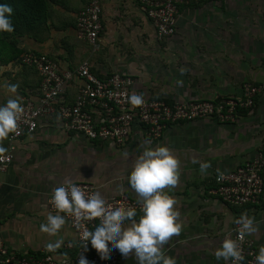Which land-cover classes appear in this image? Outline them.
Listing matches in <instances>:
<instances>
[{
    "label": "crops",
    "instance_id": "crops-1",
    "mask_svg": "<svg viewBox=\"0 0 264 264\" xmlns=\"http://www.w3.org/2000/svg\"><path fill=\"white\" fill-rule=\"evenodd\" d=\"M46 1L44 28L36 37L18 36L15 50L46 54L59 70H73L88 60L95 76L129 75L146 98L168 103L241 97L243 84L264 80V0H184L178 5L176 31L165 38L157 36L139 0H99L102 29L95 52L76 28V14L89 0ZM82 82L74 77L65 83V102L73 101ZM9 83L18 86V97L38 98L40 76L34 67L0 61V104L12 95L3 87ZM146 141L167 145L179 160L178 183L164 190L176 201L182 230L162 246L176 264H231L218 261L213 252L231 237L232 220L242 212L257 224L247 236L257 247L264 245V192L258 204L241 207L209 193L217 174L264 150V89L252 107L237 110L233 122L205 117L174 123L156 139L134 124L121 144L67 130L55 112L42 116L33 132L19 138L14 160L0 179V242L18 255L49 253L60 261L73 254L76 233L66 217L55 236L40 230L47 215L55 214L47 206L52 189L82 181L105 200L120 195L137 199L128 175ZM0 148L5 150L6 137ZM194 161H208L211 167L201 173ZM57 239L56 252L46 251L45 244ZM120 256L122 264H137L132 253Z\"/></svg>",
    "mask_w": 264,
    "mask_h": 264
},
{
    "label": "built area",
    "instance_id": "built-area-1",
    "mask_svg": "<svg viewBox=\"0 0 264 264\" xmlns=\"http://www.w3.org/2000/svg\"><path fill=\"white\" fill-rule=\"evenodd\" d=\"M184 0H139L140 7L151 20L159 38L173 35L176 31L178 5ZM76 28L79 36L90 45L91 51L99 49V34L101 24V4L99 0H89L76 14ZM20 62L34 67L40 76L39 94L36 100L30 97H19L22 112L17 121V128L6 137V148L0 153V179L14 160L17 142L24 134L33 132L42 116L55 112L64 128L80 133L91 140L111 139L121 144L128 136L134 124L140 126L144 134L150 138H158L170 124L191 121L195 119L214 117L222 122H233L237 110L250 108L255 96L264 89V80L259 84H243L241 97H224L220 99H203L190 102L168 103L160 98H146L134 86L131 76L119 72L111 73L103 78L95 76L89 70L88 60H83L73 70H59L56 62L43 53L27 50L20 56ZM74 77L83 82L72 102L62 98L65 83ZM137 92L142 94L143 102L132 106L128 96ZM264 150L245 160L233 170L216 175V186L209 193L218 195L221 200L234 206H249L258 204L264 192ZM88 194L94 191V186L88 182L74 181ZM61 185V184H60ZM47 197V206L55 212L54 206ZM110 205L120 203L125 207L139 210L137 199L124 195L106 200ZM65 215L71 228L76 233V248L73 254L60 261L51 254L18 255L7 250L0 242V264H77L82 254L89 264H122L118 250L100 257L91 244L87 250L82 247L80 233L92 229L98 219L81 221L77 227L71 215ZM231 238L237 239L241 248L243 260L240 264H256L255 255L258 247L247 235L238 236L237 226L231 230ZM66 248H73L71 243Z\"/></svg>",
    "mask_w": 264,
    "mask_h": 264
},
{
    "label": "clouds",
    "instance_id": "clouds-1",
    "mask_svg": "<svg viewBox=\"0 0 264 264\" xmlns=\"http://www.w3.org/2000/svg\"><path fill=\"white\" fill-rule=\"evenodd\" d=\"M11 11L8 5L0 4V32L13 30ZM3 87L12 95L0 104V139L17 128L22 112L21 102L16 95L18 86L9 83ZM127 99L132 106L143 102L142 94L137 92L131 93ZM0 151L3 149L0 148ZM194 162L199 163L201 173H206L211 167L208 161ZM178 177L179 160L171 149L163 144L152 146L146 141L128 175V184L137 194L139 210L120 203L110 205L99 190L86 194L80 186L67 181L52 189L50 203L54 206L55 214L47 215L40 230L55 236L65 224V215L61 213L71 215L77 227L81 221L95 218L98 223L92 229L80 233L85 250L90 243L102 258L109 256L115 249L125 257L132 253L137 264H176L175 257L166 255L162 246L182 230L180 213L174 207L176 201L164 190L174 188ZM232 223L237 226L240 238L257 231L255 218L247 212L240 213ZM60 243L59 239L48 242L45 249L55 253ZM213 255L218 261H230L231 264H240L243 260L238 240L229 236L222 239ZM255 261L256 264H264V245L258 247ZM77 264H89V261L81 254Z\"/></svg>",
    "mask_w": 264,
    "mask_h": 264
},
{
    "label": "trees",
    "instance_id": "trees-1",
    "mask_svg": "<svg viewBox=\"0 0 264 264\" xmlns=\"http://www.w3.org/2000/svg\"><path fill=\"white\" fill-rule=\"evenodd\" d=\"M0 4L8 5L12 11L10 14L13 30L0 32V61H20V56L25 51L15 50L17 37L21 35H33L41 31L45 26L46 0H0ZM6 58V60H1Z\"/></svg>",
    "mask_w": 264,
    "mask_h": 264
}]
</instances>
